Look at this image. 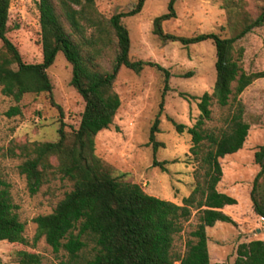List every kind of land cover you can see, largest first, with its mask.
Returning a JSON list of instances; mask_svg holds the SVG:
<instances>
[{
  "label": "trees",
  "instance_id": "1",
  "mask_svg": "<svg viewBox=\"0 0 264 264\" xmlns=\"http://www.w3.org/2000/svg\"><path fill=\"white\" fill-rule=\"evenodd\" d=\"M9 2L0 0V93L14 102L26 93L45 94L57 109L59 124L55 140L12 139L5 149L0 148V155L20 158L15 169L24 177L29 194L54 178L67 179L71 184L50 212L32 217L35 227L31 244L42 237L53 252L62 250L65 257L56 264H209L205 228L216 221L233 224L221 208L236 203L234 197L215 189L221 175L218 158L241 148L248 124L242 120L243 107L237 96L254 79L264 78V70H242V48L235 47L234 42L264 22V7L254 18L237 11L239 30L229 37L214 32L183 36L163 31L162 22L175 16L174 0H168L166 11L152 19L151 32L162 42L189 45L210 40L214 47L210 92L197 97L189 95L197 100L195 123L186 126L173 122L177 132L185 130L190 135L193 153L206 141L201 156L202 183L196 182L176 204L145 193L136 183L118 179L94 152L96 133L110 126L120 104L113 89L119 67L137 72L150 64L129 59V36L121 22L122 17L137 13L143 0H136L132 8L109 17L97 10L94 0H37L41 56L38 63L22 61L17 48L5 36ZM57 51L70 64L69 84L83 102L78 124L71 131L64 129L62 111L52 99V85L45 72ZM107 53L109 67L104 68L100 58ZM156 67L166 82L167 72ZM212 99L218 106L234 103L225 125L217 132L202 127L204 120L210 118ZM160 107L148 134L153 151L159 144L154 134L158 131ZM16 113V106L6 111V115ZM254 160L258 170L251 180L249 200L252 211L263 218L264 224V142L254 152ZM152 163L162 168L155 160ZM191 209L198 212L197 222L180 253L174 250L173 240ZM23 230L9 185L0 175V240L25 244ZM88 245L90 248L84 253ZM15 255L16 264H40L36 252L18 249ZM227 264H264V239L238 244L234 259Z\"/></svg>",
  "mask_w": 264,
  "mask_h": 264
},
{
  "label": "rangeland",
  "instance_id": "2",
  "mask_svg": "<svg viewBox=\"0 0 264 264\" xmlns=\"http://www.w3.org/2000/svg\"><path fill=\"white\" fill-rule=\"evenodd\" d=\"M136 0H94L97 10L104 16L133 7ZM37 0H10L5 36L17 48L21 60L38 63L41 60L39 43ZM168 0H143L141 9L121 18L129 36L128 57L150 64L135 72L120 66L113 89L120 104L107 129L94 137V152L100 161L112 169L118 179L136 183L147 194L181 203L196 182L202 183L204 165L201 156L206 141L197 153L191 150L190 135L177 132L175 123L191 126L198 110L195 97L210 92L214 79V47L210 40L189 45L177 41H160L151 32L153 17L166 11ZM264 7V0H174V18L162 22L165 32L190 36L214 32L229 37L238 32L237 11L254 18ZM1 45V41H0ZM235 47L242 48L239 65L246 73L264 70V22L251 28L236 39ZM104 68L109 67L108 53L100 58ZM167 72L164 82L163 73ZM51 82L54 103L62 111L64 129L76 128L83 102L69 84L71 67L61 51L45 69ZM242 104V120L248 124L240 149L218 158L221 175L215 189L235 198L236 203L224 205L223 211L233 224L216 221L205 228L209 264H227L236 255V247L251 239H264V224L251 208L249 189L258 170L254 152L264 142V78H256L237 96ZM234 103L218 106L212 99L210 118L202 125L206 131L217 132L225 125ZM18 113L6 115L9 107ZM161 106V107H160ZM158 131L154 139L159 144L155 151L148 141L149 128L158 113ZM59 115L48 97L41 93L24 94L18 102L0 93V148L14 140L53 141ZM160 163L154 165L152 161ZM20 158L0 155V175L9 185L16 213L24 223L25 244L0 240V264H16V251L25 249L40 256V264H56L65 257L62 250L53 252L43 238L31 244L34 232L32 217L50 212L55 202L71 187L67 179L54 178L29 194L24 177L15 166ZM222 211V212H223ZM198 212L191 209L188 220L173 240V248L183 251L184 240L197 222ZM90 248L85 247L84 253Z\"/></svg>",
  "mask_w": 264,
  "mask_h": 264
},
{
  "label": "built area",
  "instance_id": "3",
  "mask_svg": "<svg viewBox=\"0 0 264 264\" xmlns=\"http://www.w3.org/2000/svg\"><path fill=\"white\" fill-rule=\"evenodd\" d=\"M259 220L263 221V218L261 216H258Z\"/></svg>",
  "mask_w": 264,
  "mask_h": 264
},
{
  "label": "crops",
  "instance_id": "4",
  "mask_svg": "<svg viewBox=\"0 0 264 264\" xmlns=\"http://www.w3.org/2000/svg\"><path fill=\"white\" fill-rule=\"evenodd\" d=\"M226 206V205H225ZM221 210L223 211V208H221ZM224 212V211H223Z\"/></svg>",
  "mask_w": 264,
  "mask_h": 264
}]
</instances>
